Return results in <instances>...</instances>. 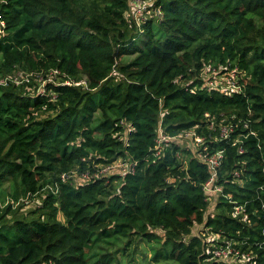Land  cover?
<instances>
[{"label":"trees","instance_id":"obj_1","mask_svg":"<svg viewBox=\"0 0 264 264\" xmlns=\"http://www.w3.org/2000/svg\"><path fill=\"white\" fill-rule=\"evenodd\" d=\"M141 3L0 0V264H264V0Z\"/></svg>","mask_w":264,"mask_h":264},{"label":"built area","instance_id":"obj_2","mask_svg":"<svg viewBox=\"0 0 264 264\" xmlns=\"http://www.w3.org/2000/svg\"><path fill=\"white\" fill-rule=\"evenodd\" d=\"M145 3V2H144ZM145 5H142V9H145ZM162 121V120H161ZM229 133L230 131L228 130L227 127H223L221 128V136L223 138H227L229 137ZM194 134V138L197 142H200L203 140L202 137H200L199 135L195 134V132L193 131H186L185 132V136H190ZM181 136V135H180ZM177 136V137H180ZM175 136L172 135H168L167 133H165L162 129V127H159V131H158V136L156 138V145H155V149L157 150V153H159L164 145H167L169 142H171V140L174 138ZM192 137V136H190ZM242 151V148L241 150ZM223 150H219L217 151L215 154L211 155V156H207V161L210 163L211 165V169H212V175L211 177L206 181L205 183V189L207 190V192H211L212 191V185L215 181V175L217 174V170L216 167L219 165L220 163V159L223 157ZM117 168H123L126 171H134V167L132 165H128V164H124V163H120V162H116L112 165H106V166H102L100 168L99 173H106L111 169H117ZM63 178L67 177L66 173H63L61 175ZM84 177H92V175H89L88 173L84 174ZM213 254L217 257H223V256H236L240 254V251L238 249H236L233 245L231 241L226 240L225 244H222L219 248L214 249Z\"/></svg>","mask_w":264,"mask_h":264},{"label":"rangeland","instance_id":"obj_3","mask_svg":"<svg viewBox=\"0 0 264 264\" xmlns=\"http://www.w3.org/2000/svg\"><path fill=\"white\" fill-rule=\"evenodd\" d=\"M146 1L147 0H138V2L140 3V2H142L141 4L142 5H145V4H147L146 3ZM145 2V3H144ZM10 182H9V180H4L3 182H2V184H1V190H3V191H5L6 193L9 191V189H10ZM29 202L24 206V209H26V210H31L32 208H34L38 203H37V201H35V200H33L32 199V201H31V199H29L28 200ZM3 206L6 204L5 202H3V203H1ZM40 204V203H39ZM18 206V205H17ZM16 206V207H17ZM18 208V207H17ZM16 208V209H17ZM18 211V213H23L24 211H22V210H17ZM11 214H13V213H11ZM2 232H5V233H8V234H10V235H15V232H16V230H15V228H14V226H9V227H5V228H3L2 230H1ZM152 251V250H151Z\"/></svg>","mask_w":264,"mask_h":264}]
</instances>
